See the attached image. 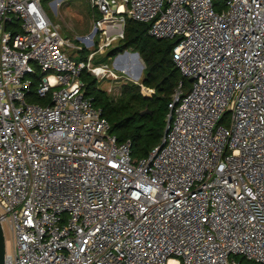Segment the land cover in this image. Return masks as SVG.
I'll use <instances>...</instances> for the list:
<instances>
[{
    "label": "built area",
    "instance_id": "1",
    "mask_svg": "<svg viewBox=\"0 0 264 264\" xmlns=\"http://www.w3.org/2000/svg\"><path fill=\"white\" fill-rule=\"evenodd\" d=\"M89 2L92 30L72 40L42 0H0L5 264H264V0ZM125 18L176 40L190 84L171 96L162 146L137 160L80 81L114 77L91 61ZM33 81L48 104L27 100Z\"/></svg>",
    "mask_w": 264,
    "mask_h": 264
},
{
    "label": "trees",
    "instance_id": "2",
    "mask_svg": "<svg viewBox=\"0 0 264 264\" xmlns=\"http://www.w3.org/2000/svg\"><path fill=\"white\" fill-rule=\"evenodd\" d=\"M96 14V10H92ZM12 32L18 28V22L9 24ZM148 24L125 18L124 38L110 48L106 55L112 56L125 49L132 48L138 52L145 65L146 78L142 86L152 91L143 92L141 85L125 84L119 95L111 97L99 88L97 80L86 72L80 76L83 83V95L91 100L93 107L109 122L111 130L119 143L129 141L131 157L134 160L146 157L158 147L164 138L168 104L180 82L184 92H188L189 81L183 79L172 61V48L175 39H155L147 34ZM39 78L36 72L33 79ZM189 84V85H188ZM27 100L38 105L48 104L49 97L39 98L32 89ZM141 112L144 114L141 115ZM242 264H254L243 258H236Z\"/></svg>",
    "mask_w": 264,
    "mask_h": 264
},
{
    "label": "rangeland",
    "instance_id": "3",
    "mask_svg": "<svg viewBox=\"0 0 264 264\" xmlns=\"http://www.w3.org/2000/svg\"><path fill=\"white\" fill-rule=\"evenodd\" d=\"M55 2L53 5L52 2ZM52 3V4H51ZM42 5L50 17L52 23L58 27L59 32L69 39L77 40L78 37L86 36L92 30V8L89 0H42ZM89 50L80 51L76 60L86 59ZM71 52V50H70ZM136 51L132 48L125 49L118 54L108 56L96 54L91 61L92 64H106L113 73L107 79H98L99 88L111 97L119 95L121 87L125 84L141 85L146 78L145 65L140 55L136 56ZM139 58L138 59L135 58ZM189 85V84H188ZM142 86V85H141ZM145 93L150 92L142 86ZM142 114V112H141ZM6 253L12 252L11 234L9 227L3 224Z\"/></svg>",
    "mask_w": 264,
    "mask_h": 264
},
{
    "label": "water",
    "instance_id": "4",
    "mask_svg": "<svg viewBox=\"0 0 264 264\" xmlns=\"http://www.w3.org/2000/svg\"><path fill=\"white\" fill-rule=\"evenodd\" d=\"M136 55H139L138 53H136ZM144 112L141 114L143 115ZM170 122V115L168 116V120H167V123L168 124ZM167 133V129L165 128V131H164V137ZM162 146V145H160ZM6 249V246H5V237H4V232H3V229H2V226H1V223H0V264H5V250Z\"/></svg>",
    "mask_w": 264,
    "mask_h": 264
},
{
    "label": "bare ground",
    "instance_id": "5",
    "mask_svg": "<svg viewBox=\"0 0 264 264\" xmlns=\"http://www.w3.org/2000/svg\"><path fill=\"white\" fill-rule=\"evenodd\" d=\"M136 56H137V55H136ZM136 56H135V58L138 59V61H140L139 58H137Z\"/></svg>",
    "mask_w": 264,
    "mask_h": 264
}]
</instances>
